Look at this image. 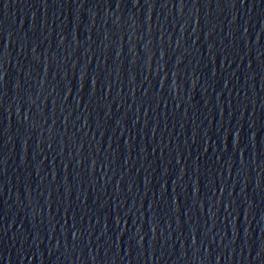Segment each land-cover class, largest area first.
<instances>
[{
  "label": "water",
  "instance_id": "95a60500",
  "mask_svg": "<svg viewBox=\"0 0 264 264\" xmlns=\"http://www.w3.org/2000/svg\"><path fill=\"white\" fill-rule=\"evenodd\" d=\"M0 264H264V0H0Z\"/></svg>",
  "mask_w": 264,
  "mask_h": 264
},
{
  "label": "snow or ice",
  "instance_id": "6c2138e0",
  "mask_svg": "<svg viewBox=\"0 0 264 264\" xmlns=\"http://www.w3.org/2000/svg\"><path fill=\"white\" fill-rule=\"evenodd\" d=\"M0 79H2V76H0Z\"/></svg>",
  "mask_w": 264,
  "mask_h": 264
}]
</instances>
